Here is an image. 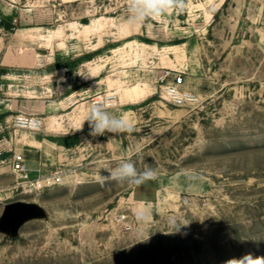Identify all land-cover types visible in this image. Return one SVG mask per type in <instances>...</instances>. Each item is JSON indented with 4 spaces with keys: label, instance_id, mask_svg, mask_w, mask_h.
<instances>
[{
    "label": "rangeland",
    "instance_id": "rangeland-1",
    "mask_svg": "<svg viewBox=\"0 0 264 264\" xmlns=\"http://www.w3.org/2000/svg\"><path fill=\"white\" fill-rule=\"evenodd\" d=\"M185 3L131 24L127 0H0V264L264 256V0ZM168 71L197 103L161 97ZM102 99L131 132L76 131ZM19 116L41 129L16 126ZM15 154L31 182L13 170ZM125 158L157 178L102 187ZM57 173L60 185H32ZM13 203L33 205L32 216L7 222ZM173 219L190 223L171 232Z\"/></svg>",
    "mask_w": 264,
    "mask_h": 264
},
{
    "label": "clouds",
    "instance_id": "clouds-1",
    "mask_svg": "<svg viewBox=\"0 0 264 264\" xmlns=\"http://www.w3.org/2000/svg\"><path fill=\"white\" fill-rule=\"evenodd\" d=\"M186 7L185 0H127L128 20L131 24H143L148 20H155L172 12H183ZM84 122L89 125V135L95 137L106 133L120 134L131 132L133 125L124 115L116 114L108 110L104 102L93 103L87 112L85 120L76 131L82 130ZM107 176H99L97 179L101 186L108 182L117 184H128L139 186L157 178L154 168L146 167L143 171L138 170L136 164L128 158L114 168L106 169ZM150 210L145 205L133 210V216L137 222H144L148 219ZM190 221H176L173 219L170 227L171 232L179 231L181 227L187 226ZM226 264H264V256H253L247 253L240 258H232Z\"/></svg>",
    "mask_w": 264,
    "mask_h": 264
},
{
    "label": "built area",
    "instance_id": "built-area-1",
    "mask_svg": "<svg viewBox=\"0 0 264 264\" xmlns=\"http://www.w3.org/2000/svg\"><path fill=\"white\" fill-rule=\"evenodd\" d=\"M172 74L174 76L172 80H170ZM157 84L159 85L161 97L174 106L183 107L187 105H194L198 102L197 95L185 88L182 73L168 71L164 75L158 77ZM109 98L110 97H106V100ZM101 101L103 102V99ZM96 102L100 101H94V103ZM15 123L16 126L31 131H39L42 127V121L36 117L19 116L16 118ZM25 161L26 159L24 155L15 154L13 158V170L16 173H19L26 180V182H31V179L29 178L30 174L25 167ZM62 182V174L57 173L50 177L43 178L40 181H33L32 185L40 189L44 187L60 185Z\"/></svg>",
    "mask_w": 264,
    "mask_h": 264
},
{
    "label": "water",
    "instance_id": "water-1",
    "mask_svg": "<svg viewBox=\"0 0 264 264\" xmlns=\"http://www.w3.org/2000/svg\"><path fill=\"white\" fill-rule=\"evenodd\" d=\"M34 212L33 205L25 203H13L6 207L5 219L12 224H20L30 218Z\"/></svg>",
    "mask_w": 264,
    "mask_h": 264
}]
</instances>
